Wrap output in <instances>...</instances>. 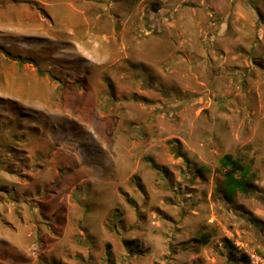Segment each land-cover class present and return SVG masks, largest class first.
<instances>
[{
	"label": "rangeland",
	"instance_id": "rangeland-1",
	"mask_svg": "<svg viewBox=\"0 0 264 264\" xmlns=\"http://www.w3.org/2000/svg\"><path fill=\"white\" fill-rule=\"evenodd\" d=\"M45 2L56 40L0 41L39 77L0 67V264H264V0Z\"/></svg>",
	"mask_w": 264,
	"mask_h": 264
},
{
	"label": "crops",
	"instance_id": "crops-1",
	"mask_svg": "<svg viewBox=\"0 0 264 264\" xmlns=\"http://www.w3.org/2000/svg\"><path fill=\"white\" fill-rule=\"evenodd\" d=\"M23 1H25L24 4ZM36 1L41 2L43 5H45V7H47L43 9L45 14L39 13L38 7H36L35 4ZM69 9H71L74 14L83 16L85 14V11L82 8H79V6H76L73 3H70ZM46 14L49 20L47 19ZM57 14V9L49 7V4L45 2V0H0V41H4L2 44L9 47H12V44L11 42L6 41H17V43H20L21 46L23 44L22 41H54L56 40L55 35L49 30L48 26L53 27L55 23L54 19L56 18ZM86 27L88 37H81L78 33L76 34V31L73 28H68V32L75 36V38L71 37V40L77 41L76 45H73L76 47L75 51L82 53L83 56H92L91 59L94 61H100L103 58L101 51L103 41H100V39L96 40V33H92L89 30L90 28H88V25ZM82 41L98 42L90 44L93 50H87L85 47L86 44H83ZM110 56L111 53H105L104 59L107 60V58ZM3 63L12 64L11 66L9 65L7 69L11 74L14 73V77H16L15 73L19 71L30 78L35 77L39 80L38 73L35 71L37 68L34 67V70L29 68V61L27 60L24 61L20 58L11 59L9 56L4 55L0 58V67L3 66ZM5 67L6 64L4 68ZM41 83L45 82L42 81ZM55 87L56 86H53V88ZM11 91L12 90L5 91L0 88V93L10 94L9 92ZM77 91L79 92V90Z\"/></svg>",
	"mask_w": 264,
	"mask_h": 264
},
{
	"label": "trees",
	"instance_id": "trees-1",
	"mask_svg": "<svg viewBox=\"0 0 264 264\" xmlns=\"http://www.w3.org/2000/svg\"><path fill=\"white\" fill-rule=\"evenodd\" d=\"M221 162L223 166L228 167L225 173L224 191L226 198L230 200L237 191L244 193L252 192L251 173L249 168L242 164L238 159L231 154L225 155ZM206 240V239H205ZM236 258V257H235ZM243 264H251L250 258L246 253H242L239 258L235 259Z\"/></svg>",
	"mask_w": 264,
	"mask_h": 264
},
{
	"label": "built area",
	"instance_id": "built-area-1",
	"mask_svg": "<svg viewBox=\"0 0 264 264\" xmlns=\"http://www.w3.org/2000/svg\"><path fill=\"white\" fill-rule=\"evenodd\" d=\"M251 261H252L253 264H257V263H258V260H257V258H255V257H253V258L251 259Z\"/></svg>",
	"mask_w": 264,
	"mask_h": 264
}]
</instances>
